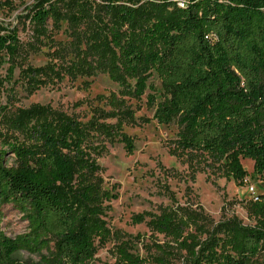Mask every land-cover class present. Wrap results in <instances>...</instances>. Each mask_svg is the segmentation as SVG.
I'll use <instances>...</instances> for the list:
<instances>
[{
  "label": "trees",
  "instance_id": "1",
  "mask_svg": "<svg viewBox=\"0 0 264 264\" xmlns=\"http://www.w3.org/2000/svg\"><path fill=\"white\" fill-rule=\"evenodd\" d=\"M27 18L33 42L51 40L62 21L69 39L33 67L17 30L0 24V58L21 65L26 89L101 72L118 90L89 102L85 121L37 103L3 108L0 206L18 209L27 230L12 237L0 225V264H28L15 255L44 250L35 264H88L113 236L121 264H264V192L241 200L249 224L179 205L132 216L162 236L149 245L108 226L107 202L117 195L104 188L97 163L108 145L132 154L125 127L155 120L176 124L172 154L240 185L241 160L250 159L264 179V0H38ZM147 89L154 112L137 116L131 100ZM139 241L145 256L133 252Z\"/></svg>",
  "mask_w": 264,
  "mask_h": 264
},
{
  "label": "rangeland",
  "instance_id": "2",
  "mask_svg": "<svg viewBox=\"0 0 264 264\" xmlns=\"http://www.w3.org/2000/svg\"><path fill=\"white\" fill-rule=\"evenodd\" d=\"M37 1L0 0V24L17 30L27 52L25 63L33 67L44 66L49 61L48 53L69 39L65 30L66 21H62L60 29L49 30L51 40L44 38L45 42H33L32 26L27 15ZM31 43L37 46L32 47ZM20 68L19 64L11 66L5 56L0 58V114L4 107L13 113L37 103L85 121L90 116L89 102L94 104L98 94L118 90L117 84L106 73L98 72L91 77L61 78L29 91L21 79ZM84 81H89L87 88H83ZM149 82L156 86V101H159L162 98L159 80L153 76ZM149 92L147 89L138 102L131 100L134 108L139 106L137 116H152L154 108L146 106V94ZM125 131L134 138L132 154H127L122 144H115L108 145L97 158L104 188L117 195L107 202L109 208L105 216L112 231H119L125 236L140 234L144 243L150 245V240L157 238L159 241L162 236L154 234L153 237L146 221L133 223L132 216L158 214L166 206L177 205L201 208L215 222L235 215L244 224L250 223L241 200L264 192V179L253 173L252 160H241L247 176L240 185L232 178L226 179L215 171L202 169L196 159L187 161L186 156L172 154L171 139L177 132L175 123L157 124L155 120H150L135 127H125ZM16 135L22 138L21 134ZM6 159L8 164L12 163L11 156ZM0 225L12 237L27 230V220L10 203L0 206ZM117 243L113 236L104 244H99L88 264H121L116 256ZM140 243L135 244L133 252L145 256L146 250ZM42 254L47 253L44 250ZM41 255L19 251L15 257L20 262L35 264L42 262Z\"/></svg>",
  "mask_w": 264,
  "mask_h": 264
}]
</instances>
